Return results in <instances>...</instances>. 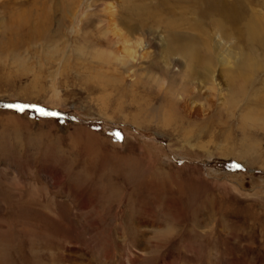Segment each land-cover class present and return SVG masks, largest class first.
Listing matches in <instances>:
<instances>
[{"label":"rangeland","instance_id":"1","mask_svg":"<svg viewBox=\"0 0 264 264\" xmlns=\"http://www.w3.org/2000/svg\"><path fill=\"white\" fill-rule=\"evenodd\" d=\"M37 1L57 15L0 35V104L65 117L0 105V264H264V0ZM106 6L140 36L105 33Z\"/></svg>","mask_w":264,"mask_h":264},{"label":"bare ground","instance_id":"2","mask_svg":"<svg viewBox=\"0 0 264 264\" xmlns=\"http://www.w3.org/2000/svg\"><path fill=\"white\" fill-rule=\"evenodd\" d=\"M4 1H6V2H8L9 0H4ZM14 1V0H13ZM18 0H15V2H17ZM167 1V0H166ZM165 1V2H166ZM197 1V2H196ZM238 1V0H237ZM244 1V0H243ZM250 1H253V0H250ZM15 2H12L13 4H15ZM60 2V1H59ZM64 2L65 3H69V5H70V8L72 7L73 8V6L75 5V3H76V0H64ZM160 2V1H159ZM168 2H169V0H168ZM176 2H177V0H176ZM189 2H191V4H192V6H194L195 7V5H197L196 3H198L199 4V2L200 1H198V0H189ZM10 3V2H9ZM18 3V2H17ZM26 3V6H28L29 4L27 3V1L25 2ZM79 3V2H78ZM235 3H237V2H235ZM239 3V2H238ZM248 3V2H247ZM263 3V2H262ZM3 4V3H2ZM8 4V3H7ZM24 4V3H23ZM169 4V3H168ZM173 4V3H172ZM171 4V5H172ZM176 4V3H175ZM175 4H173V5H175ZM47 2H42V3H38V1L37 0H32V5H30V8H27V10L28 11H26V9H25V11L23 12H10V14H9V18H8V20L6 21V22H1L0 23V28L2 29V30H0V35L2 36V33L4 32V33H6L7 32V34H8V37L9 38H7V40H8V46L11 48V47H13L14 48V45H16V43H20L21 41H25L26 39H33V38H35V37H37V36H43L44 34H45V31H46V29H47V27L49 26V25H51L52 24V20H55V16L57 15V14H53L52 15V17H51V19L50 20H48L47 18H49L50 16H51V9L49 8V7H47ZM57 5L58 6H60L61 7V2H60V4L59 3H57ZM109 5V4H108ZM126 5V4H125ZM172 5V6H173ZM228 5V6H227ZM227 5H225V8L227 9L228 7H229V4H227ZM239 5H241V4H239ZM248 5H250V4H248ZM9 6V5H8ZM16 6H17V4H16ZM22 6V5H21ZM110 6H112V5H110ZM110 6H106V7H108L107 8V13H106V16L107 17H109L108 19V22H107V24H105L106 26L105 27H107V28H109V30H106L105 29V33H107L108 34V32L109 33H111V34H116V35H119L120 37L121 36H123V37H127L126 35H130L131 33H135V34H137L138 36H140V32L141 31H139L140 30V25L144 22V19H142L140 16V18L139 17H136V18H139V20L134 24V22H133V24H131V23H126V22H123V20L121 21V20H118V22L117 21H115V19H114V15H115V9H114V7H110ZM209 7H211V5H208ZM237 6V5H236ZM264 6V5H263ZM139 7V6H138ZM137 7V8H138ZM180 7H182V6H180ZM241 7V6H240ZM261 7V6H260ZM49 8V9H48ZM55 8H57V6L55 7ZM68 9V10H65L66 11V13L69 11V10H71V9ZM79 8V7H78ZM165 8V7H164ZM184 8V7H183ZM230 8V7H229ZM249 8V7H248ZM58 9V8H57ZM65 9V8H64ZM235 9V8H234ZM252 9V8H251ZM19 10H22V9H19ZM60 10H62L61 8H60ZM144 10V9H143ZM143 10H140V12L142 11L143 13H144V11ZM187 10V9H186ZM204 10V9H203ZM208 10V9H207ZM241 10H242V8H241ZM17 11V10H16ZM75 11H77L76 10V8H75ZM168 11V10H167ZM227 11V10H226ZM240 11V10H239ZM252 11H254V10H252ZM155 12V11H154ZM202 12V11H201ZM255 12V11H254ZM64 13V12H63ZM147 13H149V14H145V15H147L149 18H153V19H156V16H155V14H157L158 12H156V13H153V12H150V11H148ZM167 13V12H166ZM165 13V14H166ZM75 14H76V12L72 15V20H73V18H74V16H75ZM241 14V13H240ZM239 14V16H241ZM139 15V14H138ZM213 15V14H212ZM249 15H250V13H249ZM137 16V15H136ZM255 16H256V14H255ZM264 16V15H263ZM122 17V16H121ZM120 17V18H121ZM223 18V20H222V23L224 22L225 23V21H227V20H229V19H233L234 17H233V15L231 16H228V17H224V16H222ZM201 18V17H200ZM243 18V17H242ZM249 18V17H248ZM254 18V17H253ZM130 19V18H129ZM262 18H260V19H253V22H249L248 21V25L246 24V26H245V28L244 29H246L245 31H246V34H247V38H248V40H249V42L252 44V46H256L257 48H264V22L261 20ZM59 20H61L60 18H59ZM58 20V25H60V22L61 21H59ZM117 20V19H116ZM135 20V19H134ZM157 20V19H156ZM247 20V19H246ZM136 21V20H135ZM244 21V20H243ZM128 22V21H127ZM219 22H220V20H219ZM72 23V22H71ZM203 23H204V20H203ZM206 23V22H205ZM221 23V24H222ZM223 23V24H224ZM244 23V22H243ZM137 24H138V26H137ZM221 24L219 25V24H216L215 25V27H220L221 26ZM238 24V23H237ZM206 25H208V24H206ZM211 25V24H210ZM232 25V24H231ZM244 25V24H243ZM225 26V25H224ZM74 27V26H73ZM210 27V26H209ZM235 27H238V26H235ZM242 27H244V26H242ZM231 28H234V27H231ZM3 29H4V31H3ZM210 29V28H209ZM213 29H215V28H213ZM223 29V28H222ZM240 29V28H239ZM6 31V32H5ZM221 31V30H220ZM238 31V30H237ZM236 30H235V32H237ZM215 32H217V31H215ZM134 34V35H135ZM217 34V33H216ZM236 34V33H235ZM241 35V34H240ZM239 36V35H238ZM237 36V37H238ZM122 37V38H123ZM242 37V36H241ZM190 38V37H189ZM244 38V37H243ZM192 39V38H191ZM135 43H137L136 41H135ZM193 43V42H192ZM177 45H179V44H177ZM138 46L139 47H141L142 45H141V40H138ZM175 46H176V44H175ZM216 47H218V45H216ZM213 48V47H212ZM255 48V47H254ZM175 49V48H174ZM177 50H178V48H176ZM175 49V50H176ZM165 50V49H164ZM173 50V49H172ZM176 50V51H177ZM182 50V51H181ZM161 51H162V48H161ZM170 50H169V48H166V50L164 51L165 53H164V55H163V57L162 58H169V56L171 57V54H170V52H169ZM179 51H181L183 54H184V56H182V57H185V59L186 60H188L187 62L188 63H186V68H188V69H191V65L190 64H192V62H195V63H199V61H200V59H199V56H198V54H197V52H196V49H194L193 47H191L190 46V48L189 47H186V48H182V49H179ZM163 52V51H162ZM255 52V51H254ZM263 52V51H262ZM173 53V52H172ZM256 53V52H255ZM255 53H254V55H255ZM261 53V52H260ZM259 53V54H260ZM202 54V53H201ZM220 54L221 53H219L218 55H217V59L214 61L213 60V58H210V59H208V60H205L206 61V63H209L208 64V66H207V64L204 66V68H203V71H204V73L203 72H201V73H203V74H205V73H207V74H209V71L214 67V65L216 66L217 64L216 63H218V64H221V65H223V66H226L225 64H229L230 62H229V59L227 58V57H222V58H220L219 59V57H220ZM253 54V53H252ZM144 55H148L147 53H145ZM158 56H162L161 55V53L160 52H158V54H157ZM249 55V54H248ZM229 56H231L230 54H229ZM145 57V56H144ZM211 57V56H210ZM251 57V56H250ZM158 58V57H157ZM261 58V57H260ZM184 59V60H185ZM191 61V62H190ZM249 62V61H248ZM190 65V66H189ZM259 65V64H258ZM247 66V65H246ZM257 66V65H256ZM196 69V68H195ZM257 72V71H256ZM255 73V72H254ZM192 74L193 75H198L199 73H198V71L197 70H194V71H192ZM243 75V74H242ZM197 77V76H196ZM232 79H233V77H232ZM243 80V79H242ZM241 80V81H242ZM248 80V79H247ZM245 82V81H244ZM250 86V85H249ZM233 90H234V92H236L237 94H241L242 92H244L245 91V88H244V85H243V83H238L235 87H233ZM255 91V90H254ZM243 94V93H242ZM247 102V101H246ZM198 109H196V111H197ZM251 113H252V111H251ZM248 118H249V116H248ZM252 118V117H251ZM249 120V119H248ZM255 120V119H254ZM165 122V121H164ZM250 122V121H249ZM248 126V125H247Z\"/></svg>","mask_w":264,"mask_h":264},{"label":"water","instance_id":"3","mask_svg":"<svg viewBox=\"0 0 264 264\" xmlns=\"http://www.w3.org/2000/svg\"><path fill=\"white\" fill-rule=\"evenodd\" d=\"M0 105H3V106H12V107H9V108H16L17 106H22V108L23 109H31V108H28V107H26V106H24V105H20V104H9V103H3V104H0ZM54 115H56L57 117H63V116H65L64 114H54Z\"/></svg>","mask_w":264,"mask_h":264},{"label":"snow or ice","instance_id":"4","mask_svg":"<svg viewBox=\"0 0 264 264\" xmlns=\"http://www.w3.org/2000/svg\"><path fill=\"white\" fill-rule=\"evenodd\" d=\"M8 107H12V106H8ZM16 110H17V111H22L23 108H22V106H17V107H16ZM42 114L47 115V113H42Z\"/></svg>","mask_w":264,"mask_h":264}]
</instances>
